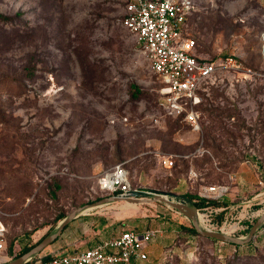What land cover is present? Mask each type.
Returning a JSON list of instances; mask_svg holds the SVG:
<instances>
[{"label": "rangeland", "instance_id": "rangeland-1", "mask_svg": "<svg viewBox=\"0 0 264 264\" xmlns=\"http://www.w3.org/2000/svg\"><path fill=\"white\" fill-rule=\"evenodd\" d=\"M128 1L0 0V264L52 232L58 215L110 195L96 182L116 164L138 189L200 196L227 186L221 220L213 206L199 211L215 231L245 237L264 212V0H194L186 33L196 55L251 69L211 93L199 131L156 105L161 82L121 24ZM191 224L162 202H113L73 219L52 249L155 227L139 264H264V224L240 246L189 235L181 227Z\"/></svg>", "mask_w": 264, "mask_h": 264}, {"label": "built area", "instance_id": "built-area-1", "mask_svg": "<svg viewBox=\"0 0 264 264\" xmlns=\"http://www.w3.org/2000/svg\"><path fill=\"white\" fill-rule=\"evenodd\" d=\"M195 10L194 0H129L121 24L134 36L148 58L151 72L161 82L159 109L165 115L189 123L193 131H199V106L206 85L223 74L250 69L232 57L209 59L195 55L194 39L182 33ZM159 161L165 168L176 166V158L172 156H161ZM98 184L101 191L109 194L133 189L122 164L107 169L98 178ZM227 189L224 185L211 186L204 189L209 195L200 197L222 200ZM213 208L215 211L224 209ZM2 214L0 208V251L6 247ZM159 235L160 230L155 227L124 228L84 250L53 254L48 260H30L22 264H139L147 260L149 247Z\"/></svg>", "mask_w": 264, "mask_h": 264}, {"label": "water", "instance_id": "water-1", "mask_svg": "<svg viewBox=\"0 0 264 264\" xmlns=\"http://www.w3.org/2000/svg\"><path fill=\"white\" fill-rule=\"evenodd\" d=\"M150 200L155 202H162L170 207L176 209L179 213L188 218L197 233L200 235L218 240L220 242H227L232 244L243 245L248 243L253 236L259 231L261 226L264 224V212L256 219L254 224L250 227L245 237H236L222 231H215L212 229H206L203 223V219L199 218L200 208L196 206L194 201L183 194H177L171 191H162L156 189H138L133 188L127 192H117L101 198H98L89 203H85L81 207L64 216L57 224L56 228L44 236L37 244L30 248L27 252L12 259L11 261L3 264H22L30 261L33 257L39 254L47 245L52 243L61 231L69 224L73 219L77 218L83 213H87L103 205L119 202V201H130V200ZM202 218V216H201Z\"/></svg>", "mask_w": 264, "mask_h": 264}, {"label": "trees", "instance_id": "trees-1", "mask_svg": "<svg viewBox=\"0 0 264 264\" xmlns=\"http://www.w3.org/2000/svg\"><path fill=\"white\" fill-rule=\"evenodd\" d=\"M187 28H188V25L183 29V31H182V33L185 35V33H186V31H187ZM195 41V40H194ZM195 44H196V46H195V49H194V52L196 51V49H197V43H196V41H195ZM195 55H196V53H195ZM196 56H198V55H196ZM200 57V56H199ZM204 58V57H203ZM209 59H216V58H224V56H214V57H208ZM237 61H239L241 64H242V66L244 67V68H247V69H250L249 67H246L245 65H244V63L242 62V61H240V60H238V59H236ZM251 70V69H250ZM227 77H228V74H223V75H221L220 77H217V79L213 82V83H211V84H207L206 85V91H203V93H202V96H203V101H202V104H200V106H199V109H200V107H202L203 105H206L207 104V100H208V98H210V95H211V93H213V91L215 90V89H219V87L220 86H222L223 84H225L226 82V80H227ZM158 98H159V93H157V98H156V105H157V102H158ZM230 119L231 120H234L235 119V117L233 116V115H230ZM167 169H171V168H167ZM96 187L98 188V189H100L99 188V184H98V179H97V182H96ZM132 188H136L135 186H132ZM118 191H116L115 193H117ZM186 196L187 197H189L192 201H194V203L196 204V206L198 207V208H200V209H203V208H206V207H211V206H213V207H218V208H221V207H228L229 206V203H226V202H222L221 200H213V199H206V198H204V197H200V196H198V195H192V194H186ZM227 209V208H226ZM226 209H223V210H221L220 212H218V213H216V215L217 214H220V220H221V214H223V212H225V210ZM65 216V214H60V215H58V217H57V220H56V222H58L59 220H61L63 217ZM256 221V220H255ZM254 224V223H253ZM253 224H249L248 225V228H250ZM67 226H65V228H66ZM64 228V229H65ZM181 228H183L184 230H186L187 232H188V234L189 235H198V233H197V231L195 230V228L193 227V225L191 224L190 226H183L182 225V227ZM6 234H7V229H6V233H5V240H6ZM46 234L47 233H45L37 242H35V243H32V244H30V245H24L21 249H20V251L18 252V253H16V254H14L13 255V258H16V257H18V256H20V255H22L23 253H25V252H27L30 248H32L35 244H37L44 236H46ZM257 234V233H256ZM256 234L253 236V238L256 236ZM207 238V237H206ZM253 238L248 242V243H246L247 245H251L252 244V241H253ZM14 242H15V240H14ZM10 244V246H11V244H12V242H10L9 243ZM230 244H232V243H230ZM232 245H234V246H240V245H238V244H232ZM243 245H245V244H243ZM51 258V255H47V256H44V257H42V258H36V259H34V260H32V261H35V260H37V259H42V260H48V259H50Z\"/></svg>", "mask_w": 264, "mask_h": 264}, {"label": "crops", "instance_id": "crops-1", "mask_svg": "<svg viewBox=\"0 0 264 264\" xmlns=\"http://www.w3.org/2000/svg\"><path fill=\"white\" fill-rule=\"evenodd\" d=\"M222 202H226L224 199H222ZM229 207V206H228ZM228 207H223L224 209L228 208ZM67 226V225H66ZM63 231V230H62ZM61 231V232H62ZM118 233V232H117ZM61 234V233H60ZM60 234L58 235V237L52 242L50 243L49 245H47L41 252H43L44 255H42L41 257H33L31 260H34L36 258H42L44 256H47V255H53V254H60V253H72V252H76V251H80V250H84L85 248H82L80 249V243H77L75 240H72L70 243H67L66 247L61 250V249H52L53 247L56 246V243L59 241V236ZM55 241H57L56 243H54ZM82 244V243H81ZM95 244V243H94ZM93 244V245H94ZM92 246V245H91ZM49 247V249L46 250V248ZM40 252V253H41ZM39 253V254H40ZM37 254V255H39ZM36 255V256H37Z\"/></svg>", "mask_w": 264, "mask_h": 264}, {"label": "bare ground", "instance_id": "bare-ground-1", "mask_svg": "<svg viewBox=\"0 0 264 264\" xmlns=\"http://www.w3.org/2000/svg\"><path fill=\"white\" fill-rule=\"evenodd\" d=\"M238 72H239V73H243V74H244V73L251 74V71H246V70H245V71H244V70H239ZM205 228H206V229H209V228H207V227H205ZM213 228H214V227H213Z\"/></svg>", "mask_w": 264, "mask_h": 264}]
</instances>
